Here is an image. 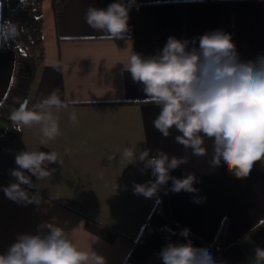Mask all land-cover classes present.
<instances>
[{"label":"crops","instance_id":"1","mask_svg":"<svg viewBox=\"0 0 264 264\" xmlns=\"http://www.w3.org/2000/svg\"><path fill=\"white\" fill-rule=\"evenodd\" d=\"M35 2L43 50L32 75L30 60L17 58L14 42L0 48V131L23 97L31 107L59 89L62 99L90 103L75 105V125L68 111L58 113L61 134L47 145L40 144L37 128H22L0 149V254L19 234H35L48 222L71 231L80 250L93 249L106 264H163L159 253L167 243L188 241L206 250L221 245L212 256L216 264H251L254 249L264 248V164L257 162L249 176L237 178L223 163L209 166L211 140L205 142L208 154L196 157L175 142V129L164 138L153 125L159 109L145 100L123 64L132 52L155 55L170 36L190 41L192 48L202 34L218 29L232 34L241 60H254L264 54V0H136L129 33L114 41L90 28L84 17L89 6L106 8L116 0H65L57 11L51 0ZM16 62L21 71L9 94ZM125 147H135L137 158L145 148L152 149L150 155L162 150L170 157L189 156V163L170 175L194 173L199 191L173 193L168 181L170 221L164 235L157 194L146 198L133 192L134 181L155 178L150 169L140 172L143 162L127 165L121 159ZM26 150L55 151L62 162L49 164L55 173L39 182L46 201L40 206L18 204L2 190L15 182L9 170L17 167L16 154ZM185 228L187 237L180 235Z\"/></svg>","mask_w":264,"mask_h":264},{"label":"clouds","instance_id":"2","mask_svg":"<svg viewBox=\"0 0 264 264\" xmlns=\"http://www.w3.org/2000/svg\"><path fill=\"white\" fill-rule=\"evenodd\" d=\"M133 6L138 10L136 0H116L106 8L89 6L84 19L107 39H125ZM21 31L12 20L0 17V48L9 41L16 46ZM189 43L170 36L155 55L132 52L123 70L142 86L145 100L159 109L153 125L164 138L175 129V142L196 157L208 154L205 142L211 140L209 166L215 168L223 163L235 177L246 178L257 162L264 164V54L254 60H241L232 34L219 29L202 34L198 47L189 48ZM82 102L90 103L62 99L59 89H54L31 107L28 100L17 99L18 106L9 113V120L17 131L37 128L40 144L47 145L61 134L58 113L68 111V119L75 125V105ZM151 152L152 149L145 148L137 158L135 147L122 151L121 159L127 165L143 162L140 172L150 169L155 178L144 184L134 181V194L152 198L169 180L173 193L199 191L194 187V173L183 178L170 175L189 163L188 155L170 157L162 150L150 155ZM56 163L62 162L55 151H20L15 156L17 167L9 170L15 182L3 187L5 196L25 206L46 203L39 182L53 176L56 169L48 165ZM70 232L55 223H41L35 234H19L7 252L0 254V264H106L105 257L93 249L80 250ZM180 235L187 237L189 229H182ZM159 256L163 264H216L211 253L193 246L191 241L167 243ZM251 264H264V248L254 249Z\"/></svg>","mask_w":264,"mask_h":264},{"label":"trees","instance_id":"3","mask_svg":"<svg viewBox=\"0 0 264 264\" xmlns=\"http://www.w3.org/2000/svg\"><path fill=\"white\" fill-rule=\"evenodd\" d=\"M54 11H57L65 0H51ZM35 0H0L1 10L0 17L3 20H12L17 24L19 29H22L15 47L18 59H29L31 62V74L36 62L39 61L42 55L43 43L41 33V16L36 12L34 6ZM24 97L21 99V101ZM20 131L15 129V125L9 120L7 126L0 131V149L4 144L9 142L14 137L18 136ZM158 203L162 208L166 223L161 228V233L164 235L166 227L170 221V206L168 193L165 186L157 192ZM221 249V245L209 244L207 251L213 256Z\"/></svg>","mask_w":264,"mask_h":264},{"label":"built area","instance_id":"4","mask_svg":"<svg viewBox=\"0 0 264 264\" xmlns=\"http://www.w3.org/2000/svg\"><path fill=\"white\" fill-rule=\"evenodd\" d=\"M36 5H37V2H34V6H36ZM9 43H10V41H9ZM20 71L21 70H20L19 62H16L15 67H14V72H13V75H12L11 81H10L9 94L12 93V91L17 86V83H18V80H19ZM1 111L2 110H1V107H0V115H1Z\"/></svg>","mask_w":264,"mask_h":264},{"label":"water","instance_id":"5","mask_svg":"<svg viewBox=\"0 0 264 264\" xmlns=\"http://www.w3.org/2000/svg\"><path fill=\"white\" fill-rule=\"evenodd\" d=\"M23 100H25V99H23ZM23 100H22V101H23Z\"/></svg>","mask_w":264,"mask_h":264}]
</instances>
